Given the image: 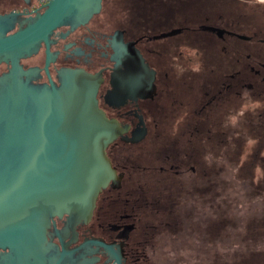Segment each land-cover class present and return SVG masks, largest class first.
I'll use <instances>...</instances> for the list:
<instances>
[{
	"label": "flooded vegetation",
	"instance_id": "af4514ba",
	"mask_svg": "<svg viewBox=\"0 0 264 264\" xmlns=\"http://www.w3.org/2000/svg\"><path fill=\"white\" fill-rule=\"evenodd\" d=\"M45 2L0 0V30L25 26ZM47 49L40 40L18 58L35 69L29 82L57 85L64 68L93 74L99 108L121 129L106 146L115 179L74 231L61 232L66 215L54 217L59 236L76 248L74 264H149L157 229L188 215L183 191L196 182H183L184 172L217 173L206 154L239 158L244 147L209 127L227 125L249 98L264 101V0H101L85 22L52 29ZM8 67L0 60V74Z\"/></svg>",
	"mask_w": 264,
	"mask_h": 264
},
{
	"label": "water",
	"instance_id": "95a60500",
	"mask_svg": "<svg viewBox=\"0 0 264 264\" xmlns=\"http://www.w3.org/2000/svg\"><path fill=\"white\" fill-rule=\"evenodd\" d=\"M101 0H46L12 33L0 30V264H74L54 225L86 222L102 188L116 177L106 146L121 129L99 108V78L64 68L59 84H33L18 58L55 27L85 22ZM60 249L51 242L49 228ZM83 263V262H81ZM119 264V263H117Z\"/></svg>",
	"mask_w": 264,
	"mask_h": 264
},
{
	"label": "rangeland",
	"instance_id": "374dc122",
	"mask_svg": "<svg viewBox=\"0 0 264 264\" xmlns=\"http://www.w3.org/2000/svg\"><path fill=\"white\" fill-rule=\"evenodd\" d=\"M263 104L249 98L221 121L227 125L209 127L230 140H245L239 158L217 156L211 150L205 155L206 166L219 172H184L183 182H196V190L183 191L180 209L188 215H179L183 221L174 230L157 229L152 247L146 249L147 263L264 264V124L253 125L259 113L264 121ZM204 183H210L208 190L201 187Z\"/></svg>",
	"mask_w": 264,
	"mask_h": 264
},
{
	"label": "trees",
	"instance_id": "16d2710c",
	"mask_svg": "<svg viewBox=\"0 0 264 264\" xmlns=\"http://www.w3.org/2000/svg\"><path fill=\"white\" fill-rule=\"evenodd\" d=\"M261 115L258 116V122L260 123L262 120L260 118ZM264 124V121H262V125Z\"/></svg>",
	"mask_w": 264,
	"mask_h": 264
}]
</instances>
